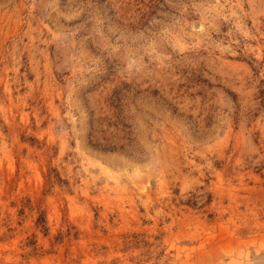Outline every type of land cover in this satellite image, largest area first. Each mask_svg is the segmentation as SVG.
<instances>
[{
	"label": "rangeland",
	"instance_id": "1",
	"mask_svg": "<svg viewBox=\"0 0 264 264\" xmlns=\"http://www.w3.org/2000/svg\"><path fill=\"white\" fill-rule=\"evenodd\" d=\"M0 264H264V0H0Z\"/></svg>",
	"mask_w": 264,
	"mask_h": 264
}]
</instances>
